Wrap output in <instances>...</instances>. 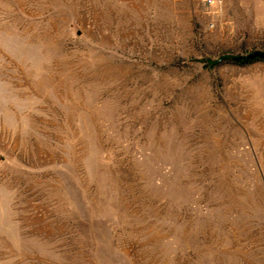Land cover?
I'll use <instances>...</instances> for the list:
<instances>
[{"label":"rangeland","instance_id":"1","mask_svg":"<svg viewBox=\"0 0 264 264\" xmlns=\"http://www.w3.org/2000/svg\"><path fill=\"white\" fill-rule=\"evenodd\" d=\"M251 52L264 0H0V264H264Z\"/></svg>","mask_w":264,"mask_h":264},{"label":"trees","instance_id":"2","mask_svg":"<svg viewBox=\"0 0 264 264\" xmlns=\"http://www.w3.org/2000/svg\"><path fill=\"white\" fill-rule=\"evenodd\" d=\"M221 61H230L235 65H250L256 62H264V54L258 52H251L246 54L245 56H231V57H221L219 59ZM212 64H217V62L213 61Z\"/></svg>","mask_w":264,"mask_h":264},{"label":"built area","instance_id":"3","mask_svg":"<svg viewBox=\"0 0 264 264\" xmlns=\"http://www.w3.org/2000/svg\"><path fill=\"white\" fill-rule=\"evenodd\" d=\"M199 1L204 5V7L209 9L215 7L218 3V0H199Z\"/></svg>","mask_w":264,"mask_h":264}]
</instances>
